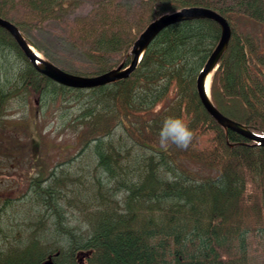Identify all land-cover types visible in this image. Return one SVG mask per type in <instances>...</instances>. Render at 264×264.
I'll return each instance as SVG.
<instances>
[{
    "label": "trees",
    "instance_id": "trees-1",
    "mask_svg": "<svg viewBox=\"0 0 264 264\" xmlns=\"http://www.w3.org/2000/svg\"><path fill=\"white\" fill-rule=\"evenodd\" d=\"M79 5L0 0V17L32 44L31 23L64 21ZM193 6L231 31L210 81L213 105L264 134V0H139L134 19L118 0H94L70 24L90 65L76 74L127 65L148 23ZM219 37L213 20L176 22L130 76L73 88L35 70L0 27V264H249L247 236H264V146L217 124L194 88ZM34 113L71 139L56 146L73 154L46 167ZM167 116L189 123L188 149L160 147Z\"/></svg>",
    "mask_w": 264,
    "mask_h": 264
},
{
    "label": "water",
    "instance_id": "water-1",
    "mask_svg": "<svg viewBox=\"0 0 264 264\" xmlns=\"http://www.w3.org/2000/svg\"><path fill=\"white\" fill-rule=\"evenodd\" d=\"M196 19H210L215 21L220 27L219 40L213 50L210 52L195 78L194 87L200 103L205 108L206 112L221 127L238 133L245 139L249 140L252 144L264 146V134L252 132L241 123L227 118L222 113H220L211 102L209 86L206 89V78L209 75L212 76L213 72L218 67L219 59L226 51L230 38V27L227 21L214 10L193 6L184 7L171 13L162 14L158 18L148 23L134 40L129 52V63L126 66H124L123 63H120L118 66L110 70L92 76H84L66 72L48 61L46 58L38 55L33 50L32 45H30L23 37L18 28L9 20L0 17V27L4 28L11 34L24 56L39 73L64 86L73 88H92L110 84L130 76V74L137 67L144 51L150 42L158 35L161 30L176 22ZM42 264L52 263L50 261H46Z\"/></svg>",
    "mask_w": 264,
    "mask_h": 264
},
{
    "label": "rangeland",
    "instance_id": "rangeland-1",
    "mask_svg": "<svg viewBox=\"0 0 264 264\" xmlns=\"http://www.w3.org/2000/svg\"><path fill=\"white\" fill-rule=\"evenodd\" d=\"M79 1V7L66 20L61 22L47 21L39 26H34L31 23V27H27L29 29V39L32 44L43 51L56 66L71 73L90 71L89 60L82 54L80 42L70 34V24L74 16L85 15L90 10L91 3L94 0ZM118 2L121 5L122 12L126 13L130 19L136 17L135 14L138 11L139 0H118ZM22 13L20 11L19 15L21 16ZM37 52L40 56L45 57L42 52L38 50ZM118 58L119 56L114 57L116 60ZM33 104L35 105V101H33ZM32 120L34 121L31 125V131L35 135L36 142L38 143L39 138L44 141L40 147L41 151L46 154L41 158L45 162L46 167H50L56 161H60L65 156L73 154V146H62L60 150L56 146V144L71 143V139L69 137L63 139L66 136L62 135L55 138L56 133L48 125L49 120H38L35 113L34 119ZM247 246L250 251L249 264H264V236L262 234L248 235Z\"/></svg>",
    "mask_w": 264,
    "mask_h": 264
},
{
    "label": "clouds",
    "instance_id": "clouds-1",
    "mask_svg": "<svg viewBox=\"0 0 264 264\" xmlns=\"http://www.w3.org/2000/svg\"><path fill=\"white\" fill-rule=\"evenodd\" d=\"M194 131L189 123L180 116H167L161 123L157 140L161 148L175 146L178 149H188L194 139Z\"/></svg>",
    "mask_w": 264,
    "mask_h": 264
},
{
    "label": "bare ground",
    "instance_id": "bare-ground-1",
    "mask_svg": "<svg viewBox=\"0 0 264 264\" xmlns=\"http://www.w3.org/2000/svg\"><path fill=\"white\" fill-rule=\"evenodd\" d=\"M35 51V50H34ZM36 52V51H35ZM37 53V52H36ZM38 54V53H37ZM39 55V54H38ZM210 79H211V75H209L207 78H206V89L208 88V86H209V83H210ZM205 109V108H204ZM46 261H50V260H44V261H42L41 262V264L43 263V262H46ZM51 262V261H50ZM52 263V262H51Z\"/></svg>",
    "mask_w": 264,
    "mask_h": 264
}]
</instances>
